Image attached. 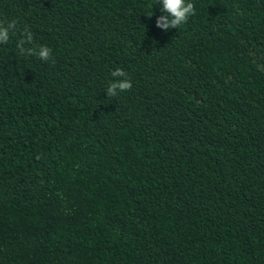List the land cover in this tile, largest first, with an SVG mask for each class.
<instances>
[{
	"label": "trees",
	"instance_id": "16d2710c",
	"mask_svg": "<svg viewBox=\"0 0 264 264\" xmlns=\"http://www.w3.org/2000/svg\"><path fill=\"white\" fill-rule=\"evenodd\" d=\"M190 2L0 0V264H264V0Z\"/></svg>",
	"mask_w": 264,
	"mask_h": 264
},
{
	"label": "clouds",
	"instance_id": "9594fccd",
	"mask_svg": "<svg viewBox=\"0 0 264 264\" xmlns=\"http://www.w3.org/2000/svg\"><path fill=\"white\" fill-rule=\"evenodd\" d=\"M158 3L162 5L161 12L166 13V15L162 14L157 17L156 26L165 31L180 28L188 22L189 17L196 14L195 5L190 0H158ZM16 29L17 21L15 20L9 21L6 26L3 22H0V44H6L9 41L10 31L14 34ZM22 36L23 38L16 45L21 55H36L44 61L51 59L52 50L45 45H40L38 48L37 46L25 47L26 44L33 43V34L27 30V26H25ZM111 75L114 78L123 79H116L109 83L106 90L108 97L117 96L118 91L131 90L132 83L124 70L117 68L112 71Z\"/></svg>",
	"mask_w": 264,
	"mask_h": 264
}]
</instances>
